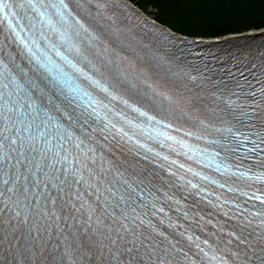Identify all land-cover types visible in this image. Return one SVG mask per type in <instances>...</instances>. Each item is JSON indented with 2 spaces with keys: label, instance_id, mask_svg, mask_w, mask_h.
Instances as JSON below:
<instances>
[{
  "label": "snow or ice",
  "instance_id": "6c2138e0",
  "mask_svg": "<svg viewBox=\"0 0 264 264\" xmlns=\"http://www.w3.org/2000/svg\"><path fill=\"white\" fill-rule=\"evenodd\" d=\"M230 39L0 0V264H264V27Z\"/></svg>",
  "mask_w": 264,
  "mask_h": 264
},
{
  "label": "trees",
  "instance_id": "16d2710c",
  "mask_svg": "<svg viewBox=\"0 0 264 264\" xmlns=\"http://www.w3.org/2000/svg\"><path fill=\"white\" fill-rule=\"evenodd\" d=\"M131 1L160 24L191 38H221L264 27V0Z\"/></svg>",
  "mask_w": 264,
  "mask_h": 264
},
{
  "label": "bare ground",
  "instance_id": "6f19581e",
  "mask_svg": "<svg viewBox=\"0 0 264 264\" xmlns=\"http://www.w3.org/2000/svg\"><path fill=\"white\" fill-rule=\"evenodd\" d=\"M254 34L257 35V34H259V33H258L257 31H252V32L249 33L248 36H250V35H254Z\"/></svg>",
  "mask_w": 264,
  "mask_h": 264
}]
</instances>
